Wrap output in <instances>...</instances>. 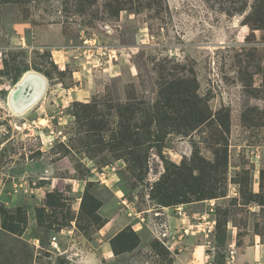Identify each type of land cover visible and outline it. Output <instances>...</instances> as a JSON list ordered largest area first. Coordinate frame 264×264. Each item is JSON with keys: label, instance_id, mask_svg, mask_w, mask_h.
<instances>
[{"label": "rangeland", "instance_id": "rangeland-1", "mask_svg": "<svg viewBox=\"0 0 264 264\" xmlns=\"http://www.w3.org/2000/svg\"><path fill=\"white\" fill-rule=\"evenodd\" d=\"M76 1L0 5V264H170L159 213L179 205L205 263L232 260L230 244L264 234V0H126L116 17L110 0H79L83 12ZM26 71L45 88L17 111ZM180 79L211 117L188 134L153 117ZM128 230L139 246L102 258Z\"/></svg>", "mask_w": 264, "mask_h": 264}, {"label": "trees", "instance_id": "trees-1", "mask_svg": "<svg viewBox=\"0 0 264 264\" xmlns=\"http://www.w3.org/2000/svg\"><path fill=\"white\" fill-rule=\"evenodd\" d=\"M8 0H0V5L3 3H7ZM130 3V1L126 0H110V3L107 5L108 12L111 16H118V13L122 10H125L126 4ZM76 7L79 12H83L85 5L79 0L76 1ZM260 12L264 17V7L260 8ZM259 20V18H258ZM261 22H264V19H260ZM161 74V72H160ZM175 81V80H174ZM193 80L190 79H180L176 82L175 86H168L162 94V100L157 103L154 107L153 117L155 123L161 125L164 120L167 121L168 127L173 132H177L180 134H185L191 130L196 129L197 127L210 122L211 117L210 114H205L200 108V100L197 99L194 88L192 84ZM223 131L224 125L220 122L219 125ZM219 140L225 145L224 137H220ZM226 165V150H219L216 152V166L215 169L221 168L223 169ZM198 172H200V177L194 179L195 181H203L202 175L204 168L201 166L194 165ZM192 167V168H193ZM190 168H180L179 172L173 173L175 175L174 178H167L165 182L162 184L161 189L163 194L156 195L159 204L162 206L167 205V196L165 194L166 191H175L177 182L182 179H186V174L183 172H187ZM183 176V177H182ZM172 188V190H171ZM186 201L185 203H187ZM256 207L258 205H254ZM217 226V221L215 220V230ZM139 238L135 232L128 230L125 232L118 233L115 237L110 240V248L113 255L118 256L124 253H128L133 251L139 246Z\"/></svg>", "mask_w": 264, "mask_h": 264}, {"label": "crops", "instance_id": "crops-1", "mask_svg": "<svg viewBox=\"0 0 264 264\" xmlns=\"http://www.w3.org/2000/svg\"><path fill=\"white\" fill-rule=\"evenodd\" d=\"M23 29H16V35L21 32ZM59 64V63H58ZM32 74L31 71H26L24 74H22V78L18 82L14 84V87L18 83L21 82L23 77L26 75ZM184 209V208H183ZM167 210V209H165ZM169 211H164L163 213H159L161 217H163V226L166 228L167 234L171 236V239H168L167 241L163 242L166 245V248L169 250V256L171 258L170 264H207L205 263L207 260H209V256H205L204 250H203V239L196 237V235H187L183 240L177 241V238L179 239L178 233L181 234L183 229H186L187 226L185 224L189 225V230L192 227V222L190 221L188 217L186 219H180L176 216V214L170 213L172 209H168ZM185 210V209H184ZM178 229V230H175ZM178 236V237H177ZM174 239V240H173ZM173 240V243L172 241ZM172 243V244H171ZM171 245H178L183 244L186 247L184 248V251L179 253H175L174 249H170ZM173 245V246H174ZM169 247V248H168ZM229 250L232 249L234 256L231 260L229 257L226 258V261L223 263H216L214 261H209L208 264H264V234L256 235V234H246L245 239L241 243V245H229ZM176 250H178L176 248ZM129 253H124L118 256L113 255L111 252L108 244H107V250L104 252L102 258H115V257H121L125 256ZM90 259V260H89ZM89 261H91L94 264H98V259H95V257L90 256L88 258ZM211 260V259H210ZM102 263L101 261L99 262ZM82 264V263H79ZM85 264V263H83Z\"/></svg>", "mask_w": 264, "mask_h": 264}, {"label": "water", "instance_id": "water-1", "mask_svg": "<svg viewBox=\"0 0 264 264\" xmlns=\"http://www.w3.org/2000/svg\"><path fill=\"white\" fill-rule=\"evenodd\" d=\"M44 88V79L35 74L26 75L13 90L11 103L17 111H23L38 99Z\"/></svg>", "mask_w": 264, "mask_h": 264}, {"label": "built area", "instance_id": "built-area-1", "mask_svg": "<svg viewBox=\"0 0 264 264\" xmlns=\"http://www.w3.org/2000/svg\"><path fill=\"white\" fill-rule=\"evenodd\" d=\"M208 211H209V213H211V212H213V209L210 208ZM175 213L182 220L187 218L184 209L180 205L175 207ZM205 216L209 217V215L207 213L205 214ZM212 216H214V215H212ZM199 219L200 220H203V221L205 220L204 219V216H201ZM207 224H208L207 233L209 234V233H211V232H213L215 230V220H213L212 223H209L208 222ZM185 226H187V227H186V229H183L182 230V234L187 235L189 233V231H188L189 225L188 224H185Z\"/></svg>", "mask_w": 264, "mask_h": 264}]
</instances>
